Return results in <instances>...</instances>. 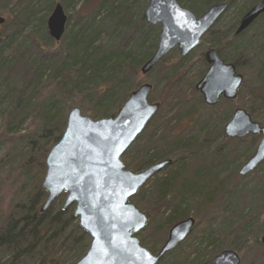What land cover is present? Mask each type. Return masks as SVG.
Here are the masks:
<instances>
[{"label": "trees", "instance_id": "1", "mask_svg": "<svg viewBox=\"0 0 264 264\" xmlns=\"http://www.w3.org/2000/svg\"><path fill=\"white\" fill-rule=\"evenodd\" d=\"M91 1L98 2V5L88 13V23L83 26L74 25L72 12L76 13L78 7L79 11L84 9L83 6ZM178 1L200 15L212 4L227 2L230 9L239 0ZM258 1L260 0H251L248 5H243L239 16L244 15L252 7L250 5ZM58 2L70 15L63 40L57 44L48 33L47 21ZM99 2L100 0H84L83 3L81 0H0V16L5 18L4 24L0 25V103H6L0 111V141L8 146V151L14 150L20 140L30 143L33 142L32 139L46 136L51 138L46 149L49 146L51 148L60 139L66 126L67 112L73 105H79L84 114L92 118L108 117L142 83L139 79L141 67L155 52L160 32L158 27L146 20L144 3L147 0ZM223 16L203 37L202 43L208 40V49L214 48L221 58L234 63L238 72L242 73L240 59L246 49L236 41L240 36L236 33L238 27L234 28L233 34L228 38H225L222 30L214 32ZM239 22L240 19L237 18V24ZM38 27L40 32H36ZM149 37L152 39L148 40ZM131 41L132 44H129ZM199 50L201 51L195 57L202 61L203 69L198 75L202 78L208 65L204 58L206 50L203 47ZM28 51L35 57L26 54ZM168 58L169 55L165 56L155 68L164 64ZM192 58L194 55L176 56L167 80L162 86L153 85V92L160 90V95H151L150 100L160 103V108L137 138L136 143L140 146L134 149L132 147L123 155L126 167L134 171L164 159L173 160L165 171L155 175L132 198L148 215L162 217L155 228L150 222L147 225L144 233L148 235V239H142L144 246L154 252L158 248L153 245L157 235L188 216L196 218V225L188 237L190 239L196 228L207 222L192 242L187 256L182 254L184 250L178 252L184 245L173 252L175 259L180 257L182 262L171 261L169 264H187L186 259L191 255L197 256L191 264H202L227 247L237 250L241 255L259 241L261 233L257 232L260 216L255 213L252 215V212L241 214L235 205L234 193L239 188V183L233 184L228 193L224 187L232 183L237 164L253 155L260 136L252 137L248 143H245V138H226L229 144H234L232 147L227 144L223 148L214 149L218 135L225 132L223 125L227 124L234 111L227 108L220 116L205 111V108L213 110L222 102H230L224 98L218 105L207 107L200 97L198 108H183L182 85L185 79L189 80L185 73L189 71ZM48 60L56 61L45 65ZM19 62H25L27 69L21 80L16 82L13 73ZM257 75L263 80V86L251 87L248 99L239 102V105L241 108L245 107L252 119L264 127L263 65L257 69ZM191 84L190 88L195 90V81H191ZM242 86L237 99L242 97ZM15 87L21 92L17 94ZM213 122L218 126L213 125ZM21 129L25 130L23 134L20 133ZM230 155L231 161L228 160ZM43 159L42 157L40 163H43ZM16 166L19 179L23 183L28 181L32 187L30 193H27V185L20 189L17 197L24 199L15 202V198L11 197L13 202L9 209L3 210L1 214L0 264H4L3 258H10L7 264H19L20 261L35 256H38L39 264H66L57 252L49 250V243L55 245L63 240L60 245H65L64 237L68 227L63 220L73 218L74 213L63 210V207L52 211L55 202L42 213L41 204L47 197V193L40 187L44 169L40 170L38 179H35L34 174L31 175L32 167L26 155L21 156ZM35 186L37 191L31 198ZM222 188L223 192H219ZM261 193L263 196L264 192ZM65 196L66 194L60 196L59 201ZM208 208L216 211L221 208L219 218L222 223L214 232L211 227L215 224V218L204 217L209 214ZM77 231L78 234L71 243L80 252L70 264H75L87 251L91 241L90 236L81 228L77 227ZM150 238L153 241H149ZM206 250L210 252L201 256Z\"/></svg>", "mask_w": 264, "mask_h": 264}, {"label": "water", "instance_id": "2", "mask_svg": "<svg viewBox=\"0 0 264 264\" xmlns=\"http://www.w3.org/2000/svg\"><path fill=\"white\" fill-rule=\"evenodd\" d=\"M228 8L227 2L215 3L197 15L178 0H149L146 20L160 25L161 30L157 48L142 65L141 72L148 74L174 49L180 51L181 57L189 55ZM263 14L264 0H260L242 16L236 33L244 32ZM67 21L65 9L58 2L47 21L55 41L62 39ZM4 22L5 18L0 16V25ZM204 56L209 66L196 84L204 102L214 106L221 98L236 100L244 75L237 72L234 63L225 62L214 48L206 50ZM152 90L151 83L141 84L108 117L95 119L84 114L79 106L70 108L60 139L47 153L41 183L47 197L40 211L46 212L55 199L66 194L63 210L74 205L80 228L91 238L88 250L75 264H159L187 239L196 225L194 216L176 222L157 253L144 246L139 235L150 216L132 198L173 162L164 159L134 171L122 159L160 108V103L150 100ZM224 130L233 139L261 136L254 154L240 167L239 175L257 170L264 162V127L246 109L238 107ZM262 241L264 244V236ZM240 263L239 252L226 248L202 264Z\"/></svg>", "mask_w": 264, "mask_h": 264}, {"label": "rangeland", "instance_id": "3", "mask_svg": "<svg viewBox=\"0 0 264 264\" xmlns=\"http://www.w3.org/2000/svg\"><path fill=\"white\" fill-rule=\"evenodd\" d=\"M83 1L84 0H81V3H83ZM102 1L103 0H100V2H102ZM141 1H143V0H141ZM148 2H149V0H147L146 4L144 3V11L147 7ZM250 2H251V0H239L236 6H233L230 9L228 8V10L226 11V14L223 16V19L221 20L220 24H218L216 26V29L214 32L219 33V31L222 30V32L225 35V38L230 37L233 34L232 32H233L234 28L235 27L237 28L240 24V22L237 24V18H239L241 20V18L243 16V14H242V16H239L240 15V12H239L240 8L243 5L244 6L246 4L248 5ZM97 5H98V2L91 1V3L88 4L87 6H85V7L83 6L84 9H81L80 11L78 10L80 7H78L76 13L72 12V14H73L72 23L74 25L77 24L78 26H83V25L87 24L89 17H90V15L88 13L91 12L94 8H96ZM253 5H254V3L251 4L250 7ZM65 12H66L67 16L70 15V12L68 10H65ZM50 14H51V12H50ZM50 14H49V16H50ZM135 16L138 17V14H136ZM106 25L111 26L110 23H106ZM154 26H156V28L158 27L159 30H161L160 25H154ZM146 29H148V28H146ZM36 32H40L39 27L36 29ZM239 35H238L239 37L236 41L240 44V47H245V49H246L245 53L241 56V59H240L241 60V66H242L241 72L245 76L243 86H242V91H243L242 97H241V99L230 100L231 103L230 102L229 103L222 102L219 104V106L217 108H214L213 110H208L205 108V111H209L214 116L215 115L220 116L222 111H224L227 108L228 109L232 108V111H234L237 107H241L239 105L240 104L239 102H244L245 100L248 99V92H249V89L251 87L256 88L259 86H263V80L258 77L257 69H259L260 66L262 67V65L264 66V17L258 18V20L255 21L247 30H245L243 33H241ZM151 39H152L151 37L148 38V40H151ZM62 40H63V38L60 41H57L56 43L57 44L61 43ZM202 42H203V40H202ZM202 42L197 48H195L189 54L190 56L194 55V58H192L191 66L189 68L188 73H185L186 74L185 76L189 77V80L185 79L186 81H184V84L182 85V89L184 91V93L182 94V96L184 98V99H182L183 108H187L190 106H192L194 108H198L199 107V99H200V97L203 98L202 94L199 91H197L196 89L194 90V89L190 88V86L192 85L191 81L192 82L195 81V86H196V83L201 78L198 76L199 72L203 69L202 61L200 60V58L195 57V56L198 55L199 52L201 51V50H199L200 47L201 48L203 47L206 50L209 48V45H210V42L208 40H205L204 43H202ZM129 44H132V41ZM26 54H29V56L35 57V55H32L30 53V51H28ZM167 55H169V58L164 64H161L160 66H157L156 68L154 67L146 75H144L142 72L140 73L139 79L142 82L141 84L148 82V83H151L152 85H155V84H158L159 86L163 85V82L167 80V76L171 73V71L174 67L173 64L175 62V57L180 56V51L178 49H175V51H171ZM52 61L55 62L56 60H52ZM51 62L48 60L45 63V65L51 64ZM25 66H26L25 62H23V63L19 62L18 63V65H17V67L13 73V75H14L13 77H14V80L16 82L20 81L21 78L23 77L25 70L27 69ZM15 90H16L17 94L21 92V90L18 89L17 87H15ZM153 90H154V86H153ZM153 90H152L150 96L151 95H154V96L160 95V90L159 91L156 90L154 92H153ZM161 90H162V88H161ZM182 101H180V103H182ZM5 104H6L5 101L0 103V111L3 107H5ZM216 105H218V104H216ZM216 105H214V106H216ZM75 106H79V105H75ZM206 106L207 107H213V106H209L207 104H206ZM73 107H74V105H73ZM203 108L204 107H202V109ZM243 108H245V107H243ZM66 119H67V116H66ZM214 124L216 126H218V124L213 122V125ZM1 125H2V117L0 115V129H1ZM224 125H223V131H224ZM23 132H25V130L21 129L20 133L23 134ZM254 136L255 135L246 136L245 139H247V141H245V143L250 142L251 138ZM226 138L233 139V138L227 137L225 132L224 133L220 132V134L218 135V138H217V142L214 143V149H216V148L219 149L223 145L227 146V144H229V143H228V140ZM234 139H237V138H234ZM32 140H33V142H30V143L25 142L23 140H20L15 145L14 150L12 149L9 151H8V146H4L3 143H1V141H0V219H2L1 214H2L3 210H5V211L8 210L9 209L8 207L13 202L11 197L15 198V202H21L22 198L24 199V197H22V198L17 197L18 195H20V194H17L18 192L20 193V189H22V188L24 189L25 186L27 185L26 186V188H28L27 193H30V190H31L30 187H32L31 184L28 183V181L27 182L25 181V183H23L21 181L22 179H19L20 175H19L18 167L16 166V164L19 161V159L21 158V156L26 155V157L30 161V164L32 167L31 175L34 174L35 179H38V175H39V172L41 169H44V171H46L45 159H46L48 151L50 150V146L48 149H46V147H47L48 142H50L51 138H48V136H46L42 139L37 138L36 140H34V139H32ZM7 143H9V142H7ZM135 143H136V141L133 144L134 146L133 145L131 146V148L133 147L132 149L140 146L139 144H137V143L135 144ZM49 144L51 145V143H49ZM233 145L234 144H229L230 147H232ZM42 157L44 158L43 163H40L42 161ZM122 159H123V157H122ZM228 160H230V161L232 160L231 155H230V157H228ZM245 162L246 161H244L240 164L236 163L237 167H236V170L232 176V180H231L232 183H230L229 186L226 185L224 187H225V192L228 193L230 190V187L234 186L233 184L239 183L240 186H239V188H237L236 193H234V197H235V201H236L235 205L238 207V211H240L241 214H245V213L251 214V212H252V215L255 213V214L260 216V224L258 225V231H257L258 233L261 232L260 237H259V241L257 243H254L248 250H246L244 253H242L240 255L242 258V261L240 264H264V248H261V246H264V244L262 243V237L264 236V193H263V196L261 193L262 191L264 192V163L260 166V168H258L254 172H252L246 176H240L239 175V169ZM34 166H35V170H34ZM165 170L166 169H164L163 171H165ZM42 181H43V179H42ZM40 187L42 188V186H40ZM36 191H37V186H35L33 188V191H32L33 193L31 195L32 196L31 198H33V195ZM219 192H223V188ZM64 201H65V198H63L62 201H59V197L57 199H55V201H54L55 204H54V208H52V211H57L59 208H61L64 204ZM42 204H41V206H42ZM74 209L75 208L73 205V206H70L67 209V211H72V213H74ZM142 210H144V209H142ZM220 212H221V208L217 211H216V209L213 210L210 208L209 214H206L204 216L205 218H208L211 216L215 218V220H214L215 224H213V227H211L213 232H214V229L215 230L219 229L218 226H220L222 223L221 218H219ZM149 216H150L149 222L152 225V227H154V228H155V225L158 223V221L160 219L162 220V217H158V215L156 218H155L156 215H154V214H150ZM63 221H65L66 226L68 227L67 234L64 237L65 245L62 247L60 245L63 242V240H61L58 244H55V245L49 243V248H50L49 250H54L55 252H57L58 256L65 261L66 264H70L73 260H76V255L80 252L79 248L76 246H73L71 243V241L74 239V237H76L78 234L77 227L80 228V226H79L78 218H76L75 216L73 218L67 217ZM206 224H207V222H204L199 227H197L195 230V234L191 239L187 238L176 249H174L172 252L168 253L165 256V258L159 262V264H169L171 261L182 262V259L180 257L175 259V254L173 252L177 251L181 245H184L182 249L178 250V252H180L181 250H184L182 252V254L184 256H187L188 252L190 251L189 248H190L192 242L197 237L198 232L201 231V229L203 227H205ZM146 228H147V226L139 233V235L142 237V239L143 238L148 239V235L144 233V230ZM157 228H158V226H157ZM160 229H161V227H160ZM169 229H167L163 233L160 232L157 235V239H155V241H154L155 244H153L154 246H158V248L156 250H154L155 253H157L159 251V249L162 247V245L167 240ZM256 230H257V228H256ZM149 241H153V240L150 238ZM227 248H229V247H227ZM208 252H210V250H206L205 252H203L202 254L200 253V254L202 256V255H206V253H208ZM195 258H197L196 255H191L190 258L188 257V259H186L187 264H191V262H193V260ZM9 259L10 258H3L2 263L7 264ZM19 264H39V259H38V256H35L32 259L27 258V259L20 261Z\"/></svg>", "mask_w": 264, "mask_h": 264}, {"label": "flooded vegetation", "instance_id": "4", "mask_svg": "<svg viewBox=\"0 0 264 264\" xmlns=\"http://www.w3.org/2000/svg\"><path fill=\"white\" fill-rule=\"evenodd\" d=\"M204 58H205V56H204ZM222 59H223V58H222ZM205 61H206V60H205ZM206 63H207V62H206ZM207 65H208V63H207ZM208 66H209V65H208ZM207 69H208V68H207ZM237 72H238V70H237ZM238 73H240V72H238ZM263 163H264V162H263ZM263 163H262V164H263ZM262 164H261V165H262ZM261 165H260V166H261ZM259 168H260V167H259ZM241 261H242V258H241Z\"/></svg>", "mask_w": 264, "mask_h": 264}]
</instances>
